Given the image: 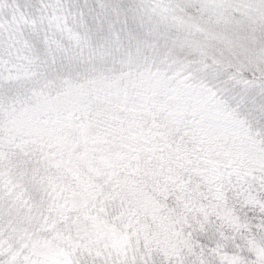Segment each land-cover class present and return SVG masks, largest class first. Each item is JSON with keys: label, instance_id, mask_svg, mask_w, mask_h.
<instances>
[{"label": "snow or ice", "instance_id": "6c2138e0", "mask_svg": "<svg viewBox=\"0 0 264 264\" xmlns=\"http://www.w3.org/2000/svg\"><path fill=\"white\" fill-rule=\"evenodd\" d=\"M0 264H264V0H0Z\"/></svg>", "mask_w": 264, "mask_h": 264}]
</instances>
